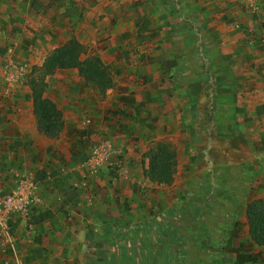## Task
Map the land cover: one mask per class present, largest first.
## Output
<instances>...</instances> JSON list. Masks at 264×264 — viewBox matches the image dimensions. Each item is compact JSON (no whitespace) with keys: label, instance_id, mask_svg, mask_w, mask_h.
<instances>
[{"label":"crops","instance_id":"crops-1","mask_svg":"<svg viewBox=\"0 0 264 264\" xmlns=\"http://www.w3.org/2000/svg\"><path fill=\"white\" fill-rule=\"evenodd\" d=\"M72 39L114 86L102 97L76 69L49 76L64 116L49 138L28 76ZM101 141L126 177L85 167ZM160 141L177 152L170 185L144 173ZM13 170L43 201L33 232L13 226L12 264H240L257 247L248 204L264 201V0H0V185Z\"/></svg>","mask_w":264,"mask_h":264},{"label":"trees","instance_id":"trees-1","mask_svg":"<svg viewBox=\"0 0 264 264\" xmlns=\"http://www.w3.org/2000/svg\"><path fill=\"white\" fill-rule=\"evenodd\" d=\"M76 69L85 85L99 96H105L114 86V76L102 59L89 54L86 47L72 39L54 49L47 56L43 66L30 72L28 83L32 91L33 112L38 130L49 138L60 136L64 128L63 112L46 96L47 78L57 70ZM149 166L145 176L159 184L170 185L177 171V152L166 141L154 144L146 153ZM249 234L252 243L264 251V201L256 200L248 204L247 211ZM240 264L255 263L258 254L241 252L237 256Z\"/></svg>","mask_w":264,"mask_h":264},{"label":"built area","instance_id":"built-area-1","mask_svg":"<svg viewBox=\"0 0 264 264\" xmlns=\"http://www.w3.org/2000/svg\"><path fill=\"white\" fill-rule=\"evenodd\" d=\"M249 6L255 7L257 0H248ZM91 124L90 118H84L83 125ZM116 152L109 141H101L92 146L85 167L91 174L97 173L106 164L120 177L128 175V168L121 162L109 163L111 154ZM12 185H0V246L5 258L2 264H12L9 260L15 251V236L13 226L16 222L24 224L29 232L34 231L31 220V209L42 203L41 190L33 176L23 171L13 170L10 174ZM76 187H80L79 184ZM14 264H25L15 262Z\"/></svg>","mask_w":264,"mask_h":264},{"label":"rangeland","instance_id":"rangeland-1","mask_svg":"<svg viewBox=\"0 0 264 264\" xmlns=\"http://www.w3.org/2000/svg\"><path fill=\"white\" fill-rule=\"evenodd\" d=\"M241 250L243 251L251 250L255 252L256 254H258V257H259V264H264V251L261 250V248L252 247V246L250 247L249 245H246V246H243Z\"/></svg>","mask_w":264,"mask_h":264}]
</instances>
